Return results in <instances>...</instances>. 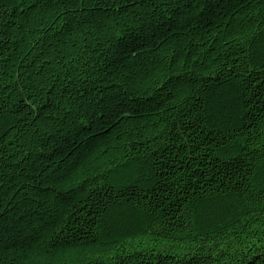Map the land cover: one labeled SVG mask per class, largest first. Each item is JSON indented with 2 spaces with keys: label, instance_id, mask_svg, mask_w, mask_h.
Returning a JSON list of instances; mask_svg holds the SVG:
<instances>
[{
  "label": "trees",
  "instance_id": "1",
  "mask_svg": "<svg viewBox=\"0 0 264 264\" xmlns=\"http://www.w3.org/2000/svg\"><path fill=\"white\" fill-rule=\"evenodd\" d=\"M0 264H264V0H0Z\"/></svg>",
  "mask_w": 264,
  "mask_h": 264
}]
</instances>
